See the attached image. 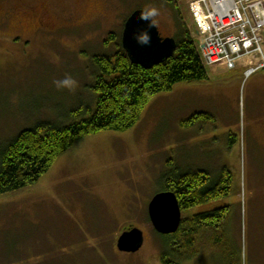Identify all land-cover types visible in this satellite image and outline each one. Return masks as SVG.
<instances>
[{"label":"rangeland","instance_id":"1","mask_svg":"<svg viewBox=\"0 0 264 264\" xmlns=\"http://www.w3.org/2000/svg\"><path fill=\"white\" fill-rule=\"evenodd\" d=\"M172 5L177 11L165 0H51L49 32L8 18L0 26V145L37 124L69 126L74 112L93 106L94 57L116 54L118 42L104 44L122 36L135 11L160 9L163 38H174L177 25L194 33L188 0ZM246 66L178 85L156 97L133 130L81 141L36 187L0 197V264H161L148 208L166 172L224 169L234 177L230 198L184 211L182 220L230 207L236 264H264V69L247 79ZM65 74L78 81L74 91L53 85ZM196 115L200 123L182 125ZM131 229L144 232V246L122 253L117 242ZM213 257L188 264H222Z\"/></svg>","mask_w":264,"mask_h":264},{"label":"trees","instance_id":"2","mask_svg":"<svg viewBox=\"0 0 264 264\" xmlns=\"http://www.w3.org/2000/svg\"><path fill=\"white\" fill-rule=\"evenodd\" d=\"M173 1L165 3L173 7ZM176 28L175 55L152 69L132 63L123 49L122 36L111 35L104 45L108 48L118 42L116 54L94 57L97 72L92 87L96 100L93 106L74 112L69 126L37 124L0 145V197L36 187L57 161L81 141L105 132L123 134L133 130L156 97L173 92L181 84L209 82L190 31L178 25ZM201 117L196 115L182 125H196ZM204 118L212 120L207 115ZM233 184L234 177L228 169L217 175L173 171L163 177L161 193H174L184 212L230 198ZM230 216V207L219 208L182 220L173 235H159L161 264H188L202 254L213 255L222 264H236L229 240Z\"/></svg>","mask_w":264,"mask_h":264},{"label":"built area","instance_id":"3","mask_svg":"<svg viewBox=\"0 0 264 264\" xmlns=\"http://www.w3.org/2000/svg\"><path fill=\"white\" fill-rule=\"evenodd\" d=\"M196 26L193 39L208 68L250 77L264 69V0H188ZM261 63L254 65L256 56ZM224 67V68H223Z\"/></svg>","mask_w":264,"mask_h":264},{"label":"water","instance_id":"4","mask_svg":"<svg viewBox=\"0 0 264 264\" xmlns=\"http://www.w3.org/2000/svg\"><path fill=\"white\" fill-rule=\"evenodd\" d=\"M142 10L135 11L126 21L122 33V46L132 63L145 69H152L169 61L176 52L177 43L172 38L163 39L157 26L150 29L151 43L148 46L137 44L134 35L146 27L139 20ZM150 222L161 236L178 232L182 224V210L174 193L158 194L149 205ZM144 233L139 229L125 232L118 240L117 249L122 253L135 254L144 246Z\"/></svg>","mask_w":264,"mask_h":264},{"label":"flooded vegetation","instance_id":"5","mask_svg":"<svg viewBox=\"0 0 264 264\" xmlns=\"http://www.w3.org/2000/svg\"><path fill=\"white\" fill-rule=\"evenodd\" d=\"M50 1L0 0V26L4 25L8 18H16L26 25L35 24V31L37 32L52 31L55 16Z\"/></svg>","mask_w":264,"mask_h":264},{"label":"clouds","instance_id":"6","mask_svg":"<svg viewBox=\"0 0 264 264\" xmlns=\"http://www.w3.org/2000/svg\"><path fill=\"white\" fill-rule=\"evenodd\" d=\"M161 15L160 9L154 6H147L140 12L139 20L146 22V27L134 35L137 44L148 46L151 43L150 29L154 28L157 18ZM57 91L68 90L74 91L78 87V81L70 74H65L62 79H54L52 81Z\"/></svg>","mask_w":264,"mask_h":264},{"label":"crops","instance_id":"7","mask_svg":"<svg viewBox=\"0 0 264 264\" xmlns=\"http://www.w3.org/2000/svg\"><path fill=\"white\" fill-rule=\"evenodd\" d=\"M53 169V168H52ZM50 173V172H49Z\"/></svg>","mask_w":264,"mask_h":264}]
</instances>
